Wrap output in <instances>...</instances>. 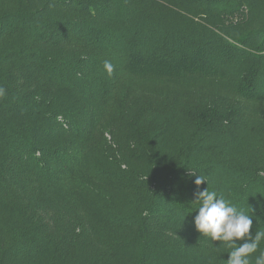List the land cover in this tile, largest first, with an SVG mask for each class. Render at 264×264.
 I'll use <instances>...</instances> for the list:
<instances>
[{
    "label": "trees",
    "instance_id": "trees-1",
    "mask_svg": "<svg viewBox=\"0 0 264 264\" xmlns=\"http://www.w3.org/2000/svg\"><path fill=\"white\" fill-rule=\"evenodd\" d=\"M0 90V264H225L207 184L264 231V0H0Z\"/></svg>",
    "mask_w": 264,
    "mask_h": 264
},
{
    "label": "clouds",
    "instance_id": "clouds-1",
    "mask_svg": "<svg viewBox=\"0 0 264 264\" xmlns=\"http://www.w3.org/2000/svg\"><path fill=\"white\" fill-rule=\"evenodd\" d=\"M104 69L109 75L114 70L109 61H105ZM194 183L199 188L207 181L196 175ZM195 204H198V214L194 218L196 230L230 249L225 264H264V249L260 248L264 242V231L258 230L254 235L251 234L253 218L249 213L226 200L216 190H210L208 184L206 189L196 194ZM240 240L245 242L238 246L236 241ZM257 252L259 254L254 256Z\"/></svg>",
    "mask_w": 264,
    "mask_h": 264
},
{
    "label": "rangeland",
    "instance_id": "rangeland-1",
    "mask_svg": "<svg viewBox=\"0 0 264 264\" xmlns=\"http://www.w3.org/2000/svg\"><path fill=\"white\" fill-rule=\"evenodd\" d=\"M131 88H132V92H136V91H139L141 93H149V92H157V91H161V89L154 85H147L143 82H139V81H134V83H131ZM109 116H110V109L107 107L106 103L104 105V108H103V116H102V119L100 121V125L101 127H104L107 123V121L109 120ZM107 138H109V136L107 135ZM110 139V138H109Z\"/></svg>",
    "mask_w": 264,
    "mask_h": 264
}]
</instances>
